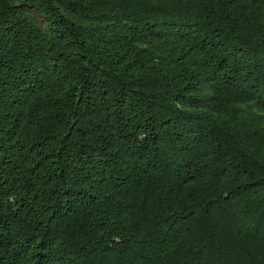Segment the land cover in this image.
<instances>
[{
    "label": "trees",
    "instance_id": "trees-1",
    "mask_svg": "<svg viewBox=\"0 0 264 264\" xmlns=\"http://www.w3.org/2000/svg\"><path fill=\"white\" fill-rule=\"evenodd\" d=\"M0 264H264V0H0Z\"/></svg>",
    "mask_w": 264,
    "mask_h": 264
}]
</instances>
